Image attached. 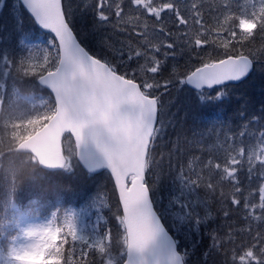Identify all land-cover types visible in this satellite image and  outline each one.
I'll use <instances>...</instances> for the list:
<instances>
[{"label": "trees", "instance_id": "trees-1", "mask_svg": "<svg viewBox=\"0 0 264 264\" xmlns=\"http://www.w3.org/2000/svg\"><path fill=\"white\" fill-rule=\"evenodd\" d=\"M61 1L66 21L80 44L101 60L111 53V44L134 37L127 26L130 24L128 19L134 17L137 10H142L134 4L135 0ZM161 2L171 6L176 2L193 4L197 22H201L202 29L205 28L202 35L205 39L200 43L192 42L190 49L186 48V51L177 55L176 49L184 45L178 37H184L185 34L173 31L172 38L168 40L175 49L167 50L160 72L150 78L158 86L157 92L152 94L158 102V122L162 118L164 120L167 113L171 119L164 135L155 142L158 144L149 150L147 156V166L149 158L150 163L149 167L146 166L145 183L150 190L153 205L161 214L155 188L166 185L182 174L192 182L209 213V217L199 226L198 233L190 238L174 233L161 217L176 240L184 264H264V10L259 14L262 22L257 23L249 37L242 35V29L238 30L235 25L234 28L231 25L228 28L232 32L229 46L220 51L215 47L214 33L222 30L227 33V26L220 22L223 12H227L224 15H227L230 23H236L234 19L241 11V8L235 6L237 0ZM79 9L83 10L82 13ZM146 11L144 8L142 13L146 23L158 22ZM188 11L187 7L186 14H182L187 21ZM246 15L249 16V13ZM240 16L243 18L242 14ZM100 17L104 18L102 25L98 22ZM122 18H126L123 24L115 27L114 23ZM0 19L3 20L0 24V42L3 44L0 46L11 47L20 40H28V33L33 36V41L39 39L38 42H43L47 39L55 42L49 34L38 35V28L21 7L16 9L7 5L1 8ZM184 26L182 24V28ZM55 53L57 58V50ZM240 55L251 58L253 70L237 84L192 91L182 82L197 67L228 56ZM17 72L14 70L13 76L8 75V83L12 77L13 85L6 86L2 96L4 105L12 107L10 95L42 97L49 99L53 105L47 90L38 86L34 79L30 81L31 76ZM118 72L126 74L124 71ZM8 131V123H2L0 264H12L8 248L20 233V217L43 221L52 216L54 219L51 222L58 225L60 215L83 204L85 193L102 185L97 183L100 177L107 182L110 196L108 207L97 210L102 221L99 234L107 233L109 236L106 252L113 250L115 244H121L123 252L125 238L118 223L121 210L106 172L88 174L77 162L70 172L43 170L32 157L16 152L15 145L9 143ZM250 148L258 154L256 159L246 153ZM239 150H242L243 155L239 154ZM66 240L60 242L59 230L55 239L42 248L41 264L103 263V252L98 253L93 249H75L72 256L71 247L76 246H71L70 241ZM123 258L117 264H122Z\"/></svg>", "mask_w": 264, "mask_h": 264}, {"label": "water", "instance_id": "water-1", "mask_svg": "<svg viewBox=\"0 0 264 264\" xmlns=\"http://www.w3.org/2000/svg\"><path fill=\"white\" fill-rule=\"evenodd\" d=\"M18 1L36 27L54 38L59 58L54 70L36 80L52 95L55 111L16 151L32 155L43 170H63L62 139L68 134L80 167L111 178L126 238L122 264H183L145 184L157 100L85 50L65 20L61 0ZM252 69L249 57L229 56L193 69L184 83L192 91L210 90L237 84Z\"/></svg>", "mask_w": 264, "mask_h": 264}, {"label": "rangeland", "instance_id": "rangeland-1", "mask_svg": "<svg viewBox=\"0 0 264 264\" xmlns=\"http://www.w3.org/2000/svg\"><path fill=\"white\" fill-rule=\"evenodd\" d=\"M237 1L235 6L241 8V11L242 9L244 10L242 11L243 13L239 11L238 17L234 19L235 24L230 23L227 15H224L227 12H223V15H220V22L223 23V26H227V33H224L223 30L214 33L215 47L220 51L227 49L229 46L228 43L232 32L228 28L231 25H233V28L235 25L238 30L242 29L244 32L242 35L249 37L252 35L257 23L262 22L259 14L264 10V0ZM134 4L142 8V10L135 12L136 15L134 17L128 19L130 24H127V26L131 29L134 37L132 39L123 38L118 43L111 44L113 45L111 53L102 61L110 65L115 71L117 70V72H126V77L139 82L145 92L155 97L152 94L157 92L158 86L150 81V78L160 72V68L166 60L167 50L175 49L168 40V38H172V32L182 31V34H185L184 37H178L179 42L184 43L183 46L176 47V54L178 55L186 51V48L190 49L192 42H202L205 39L202 36L205 33V28L202 29L200 27L201 22H197L195 6L191 3L184 5L176 2L171 6L161 2V0H135ZM7 5L16 9L17 7L18 9L22 8L18 0H0V10ZM187 7L189 9L187 13L188 21L182 15L186 14L185 10ZM144 8L158 22L154 24L146 23L144 17H142ZM82 11V9H79L80 13ZM247 13H249V16L246 15ZM241 14L243 18H241ZM103 19L100 17L98 20L100 25H102ZM125 20L126 18L118 20L117 23H114V26H121ZM255 20H257L256 23ZM2 23L3 20L0 19V24ZM182 24L185 25L184 28H182ZM41 33L39 31L38 35ZM30 35L31 33H28V40H20L11 47L0 46V125L8 123L9 143L13 146L15 145L14 149L20 141L42 127L55 111L54 102L52 105L49 99L42 97L29 98L21 95H10L12 107L9 104H3L2 96L6 86L8 84L13 85L12 77L11 82L8 83V75L11 74L13 76L14 70L19 71L17 74L26 73L27 76H31L30 81L34 79L36 82L39 76L53 70L58 63V49L53 45L56 43L47 39V43L46 40L43 42H38L39 39L33 41V36L29 37ZM0 44H3L2 41ZM55 48L57 50V58ZM182 82H184V78ZM13 87L15 89L16 86ZM161 120H159L155 128L149 150L155 148L158 144L155 142L164 135L166 127L169 126L171 122L169 113L165 114L163 121ZM64 141V153L69 160L64 171L70 172L76 162L75 150L70 136L65 138ZM238 152L243 155L242 150ZM255 152L251 148L246 151V153H249L248 155H253V159L258 157ZM26 155L35 160L32 155ZM149 163L150 158L148 166L146 163L147 167H149ZM108 177L111 181L109 175ZM97 183L102 185H98L95 189L93 188L90 192L85 193L83 204L58 217V225H54L51 222L54 217L43 221L27 220L25 217H20V233L8 248L12 264H41L42 248L55 239L58 230H60L61 243L65 242V238H67L66 241H70L71 246H76L75 248L71 247L72 256L75 254V249L79 251L93 249L98 253L103 252L102 257L104 259L102 264H117L121 261L122 256L125 258L126 239L124 245L122 244L123 252L121 244H115L113 250H109V252L107 250L106 252L105 246L107 248L109 246V236L107 233L99 234V226L102 221L98 217L97 210L108 207L110 190L109 187L107 189V182L103 181L101 177ZM112 187L115 192L113 183ZM155 195L160 204L161 214L157 212L159 217L163 216L176 234L190 238L194 233H198L199 226L209 217L208 209L205 207L203 199L199 196L192 182L186 180L182 174H179L176 179L167 182L166 185L156 187ZM118 223L122 227L125 238L121 214Z\"/></svg>", "mask_w": 264, "mask_h": 264}, {"label": "bare ground", "instance_id": "bare-ground-1", "mask_svg": "<svg viewBox=\"0 0 264 264\" xmlns=\"http://www.w3.org/2000/svg\"><path fill=\"white\" fill-rule=\"evenodd\" d=\"M37 131V130H36ZM223 132V131H222ZM17 152V151H16ZM19 153V152H18ZM21 154H24V153H21ZM203 157V156H202ZM215 164H217V163H215ZM219 172V171H218Z\"/></svg>", "mask_w": 264, "mask_h": 264}]
</instances>
